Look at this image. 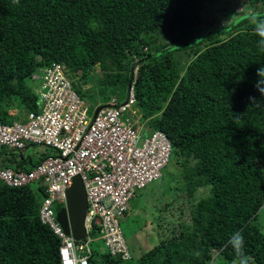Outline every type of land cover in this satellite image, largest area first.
<instances>
[{"label":"trees","instance_id":"trees-1","mask_svg":"<svg viewBox=\"0 0 264 264\" xmlns=\"http://www.w3.org/2000/svg\"><path fill=\"white\" fill-rule=\"evenodd\" d=\"M249 2L264 12V0ZM204 3L0 0L1 123L14 122L13 103L19 110L40 109L28 82L53 63L83 87L95 81L99 90L117 92L112 96L122 89L128 94L135 83L141 120L166 134L171 158L184 160L189 201L209 188L207 197L191 202L190 225L171 229L170 239L160 233L138 264H211L213 257L216 264H232L228 240L237 231L250 264H264V233L254 224L264 205V94L255 87L264 51L247 14L226 28L199 33ZM160 36L166 44L149 50ZM15 164L23 167V161ZM45 197L38 183L0 185V264H61L60 240L40 220ZM123 262L100 248L90 259V264Z\"/></svg>","mask_w":264,"mask_h":264},{"label":"built area","instance_id":"built-area-1","mask_svg":"<svg viewBox=\"0 0 264 264\" xmlns=\"http://www.w3.org/2000/svg\"><path fill=\"white\" fill-rule=\"evenodd\" d=\"M133 60L138 62L136 56ZM137 72L138 66L134 80ZM31 78L41 82L34 90L40 109L26 111L24 120L0 122V154L4 149L22 155L29 146L44 147L52 154L30 169L4 163L0 155V185L38 183L45 190L40 220L60 240L61 264H90L94 242H101L102 253L131 260L121 221L136 194L162 178L172 155L170 140L165 133L152 131L136 119L132 110L136 104L135 83L129 86L126 100L112 96L105 105L95 108V112L100 108L96 116L94 112L90 117L87 103L74 90L64 66L53 63ZM126 112L134 115V121L124 118ZM77 176L84 184L88 203L86 237L79 242L56 219V208L66 206L67 190ZM94 231L97 237L92 235Z\"/></svg>","mask_w":264,"mask_h":264},{"label":"rangeland","instance_id":"rangeland-1","mask_svg":"<svg viewBox=\"0 0 264 264\" xmlns=\"http://www.w3.org/2000/svg\"><path fill=\"white\" fill-rule=\"evenodd\" d=\"M204 9L202 10L203 25L200 27L199 33L210 31L212 28L229 26L233 20H239L246 14L252 11H260L261 7H252L249 0H203ZM244 14V15H242ZM241 15V16H239ZM239 17V19H238ZM166 40L159 37V42L152 45L149 50L154 51L158 49L160 45H165ZM173 48V47H172ZM179 52L177 53V55ZM186 58V57H185ZM188 58V57H187ZM186 58V60H187ZM185 60V61H186ZM189 62V61H188ZM99 68L94 70L91 75L94 80L99 79ZM74 78V77H73ZM93 80V79H92ZM29 85L33 91L38 90L41 86L40 80H29ZM87 88L88 84L83 87L77 80H72L74 90L79 89L82 91L83 99L89 107V116H93L95 108L99 105H105V101H109L113 95L112 90H99L97 85ZM81 87V88H80ZM84 88V89H83ZM78 89V90H79ZM79 90V91H80ZM127 90L122 89L120 91V98L122 101L127 98ZM111 95V96H110ZM105 102V103H104ZM136 111V119L140 124H144L139 116V110L136 105L133 107ZM10 111H20L17 108V104L13 103ZM130 118L134 121V115L131 112H126L124 118ZM142 122V123H141ZM145 133V132H144ZM144 133L142 135L144 136ZM150 135L149 132H147ZM146 134V135H147ZM48 155L52 154V151L45 149L44 147L29 146L27 148V155H31V158L35 162H39L38 157L43 152H47ZM183 159L178 156H173L170 162L163 170L162 178L152 182L145 189L153 190L150 194L151 203L147 204L142 202V198L138 197L131 203V210L127 219L121 221V227L124 231L125 238L129 249L132 254L130 261H124L121 264H138L140 256L155 245H157L160 233L167 239L171 238V229H176L180 224L184 226L190 225V206L191 202L205 198L210 194L209 188L203 187L199 189L193 200L190 202L187 193L186 185L184 182L185 167L183 166ZM191 162L190 165H193ZM188 165V166H190ZM187 166V167H188ZM144 191L136 195L139 196ZM264 206V205H263ZM162 211V212H161ZM254 224L259 227L262 233H264V215L258 214ZM96 243V244H95ZM102 247L101 242H94L92 245L93 252ZM95 254V253H94Z\"/></svg>","mask_w":264,"mask_h":264},{"label":"water","instance_id":"water-1","mask_svg":"<svg viewBox=\"0 0 264 264\" xmlns=\"http://www.w3.org/2000/svg\"><path fill=\"white\" fill-rule=\"evenodd\" d=\"M100 108L95 112L97 115ZM88 209L84 184L79 176L75 177L66 193V208L58 209L56 219L74 240L82 241L86 237L85 215Z\"/></svg>","mask_w":264,"mask_h":264},{"label":"clouds","instance_id":"clouds-1","mask_svg":"<svg viewBox=\"0 0 264 264\" xmlns=\"http://www.w3.org/2000/svg\"><path fill=\"white\" fill-rule=\"evenodd\" d=\"M18 3V0H15ZM244 19H247L252 25H254V32L256 36L259 38L257 41V47L264 51V12L261 11H252L249 12ZM258 79L255 83L256 89L261 93L264 94V67H261L257 70ZM253 102L255 98H251ZM66 208L65 207H57L56 208V215L57 210ZM259 214L264 215V206L259 209ZM228 244L231 246L235 258L232 260V264H250L251 257H249L245 252V241L244 236L241 232L237 231L232 234V236L228 240ZM60 254V249H59ZM61 260V254H60ZM61 263V261H60ZM211 264H216V258L213 257Z\"/></svg>","mask_w":264,"mask_h":264},{"label":"crops","instance_id":"crops-1","mask_svg":"<svg viewBox=\"0 0 264 264\" xmlns=\"http://www.w3.org/2000/svg\"><path fill=\"white\" fill-rule=\"evenodd\" d=\"M87 86L88 87L85 88V90L90 88V87H92V84H88ZM25 113H26V110H21V112L20 111H14V112L10 111L9 112V114L14 118V121L24 120L25 119ZM47 153H48V151L47 152H43L42 155L38 157L39 161H41V159ZM0 155L2 156L1 158L3 159L4 163H8V162L12 163V161H13V163H17L19 161H23V166H27V167H30V165H29L30 163H34L35 165L37 163H39V162H35L31 158V155H27V149L25 150V152L22 155H17L16 153L8 152V151H5L4 149H2V152H1ZM145 190L146 189L142 190L144 192L142 194H140L139 196L136 195L135 198L131 201V203L138 197H141L143 199L142 200L143 204L144 203H147V204L151 203L152 201L150 200V194L152 195L154 193V192H152V191H154V189L153 190H148L147 192ZM142 191H140V193ZM138 194H139V192H138ZM131 203L129 205V210H128L126 216L123 218L124 220L127 219L128 216H129V212L131 210V207H130Z\"/></svg>","mask_w":264,"mask_h":264}]
</instances>
